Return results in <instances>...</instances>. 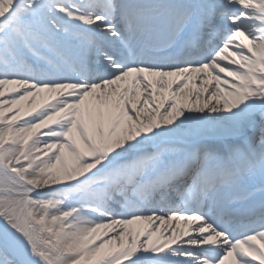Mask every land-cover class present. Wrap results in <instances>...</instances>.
<instances>
[{
	"label": "snow or ice",
	"instance_id": "obj_1",
	"mask_svg": "<svg viewBox=\"0 0 264 264\" xmlns=\"http://www.w3.org/2000/svg\"><path fill=\"white\" fill-rule=\"evenodd\" d=\"M0 264H264V0H0Z\"/></svg>",
	"mask_w": 264,
	"mask_h": 264
}]
</instances>
